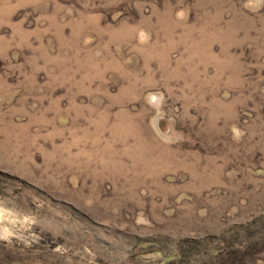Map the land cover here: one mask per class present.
I'll list each match as a JSON object with an SVG mask.
<instances>
[{
  "label": "rangeland",
  "instance_id": "374dc122",
  "mask_svg": "<svg viewBox=\"0 0 264 264\" xmlns=\"http://www.w3.org/2000/svg\"><path fill=\"white\" fill-rule=\"evenodd\" d=\"M0 264H264V0H0Z\"/></svg>",
  "mask_w": 264,
  "mask_h": 264
}]
</instances>
